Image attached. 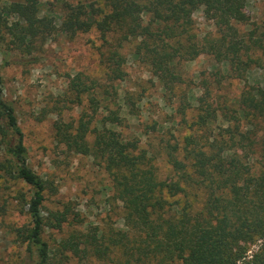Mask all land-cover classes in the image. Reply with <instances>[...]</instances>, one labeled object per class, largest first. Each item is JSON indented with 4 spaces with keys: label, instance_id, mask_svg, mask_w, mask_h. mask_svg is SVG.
Instances as JSON below:
<instances>
[{
    "label": "trees",
    "instance_id": "16d2710c",
    "mask_svg": "<svg viewBox=\"0 0 264 264\" xmlns=\"http://www.w3.org/2000/svg\"><path fill=\"white\" fill-rule=\"evenodd\" d=\"M63 13L59 31L68 40L99 34L108 83L82 73L71 79L64 118L53 123L55 140L68 156L90 158L108 176L109 201L122 209L123 229L86 226L68 205L46 209L50 183L30 165L0 71V192L12 190L29 217L14 229L24 250L19 264H66L71 257L114 264H264V86L249 82L261 66L256 54L264 57V31L247 30L254 26L247 1L64 2ZM197 13L215 34L196 33ZM41 14L42 0L5 5L0 16L9 46L31 55L58 31L56 17ZM202 57L213 69L192 87L184 65ZM129 60L157 79L172 111L169 127L155 121L141 134L159 132L161 151L124 132L141 120L147 98L145 91L121 88ZM228 81L244 85L239 96L223 93ZM74 107L78 116L67 117ZM184 129V136L176 135ZM157 161L169 167L167 177ZM10 206L0 202V228ZM50 231H64V238L51 243Z\"/></svg>",
    "mask_w": 264,
    "mask_h": 264
},
{
    "label": "rangeland",
    "instance_id": "374dc122",
    "mask_svg": "<svg viewBox=\"0 0 264 264\" xmlns=\"http://www.w3.org/2000/svg\"><path fill=\"white\" fill-rule=\"evenodd\" d=\"M16 0H0V15L5 5ZM97 1L105 7L106 0H42V14L56 17V31L47 37L43 44L39 42L36 50L31 55H25L15 50L10 43L4 19L0 16V71L5 80V97L16 109L20 126L25 133V141L29 152L30 165L45 181L50 183L51 190L47 193L46 209L56 211L68 205L75 213H79L86 226L109 227L123 229L122 209L109 201L110 193L106 190L109 184L108 176L102 169L95 165L92 159L68 156L64 148L55 140L53 123L64 118V102L70 94V81L77 74L103 79L107 84V78L103 77L104 67L101 65L99 47L101 42L99 34H81L75 41H70L59 31L64 2L71 4L92 3ZM247 13L253 27H259L264 31V0H246ZM195 31L201 35L215 34L212 23L207 22L201 13L194 16ZM133 45L125 49L130 54ZM261 59V66L255 67L249 75L251 84L264 86V57L256 54ZM213 61L202 57L194 62L184 65V77L187 81L193 80L192 87H200L199 78L203 74H210L213 69ZM127 78L121 84L122 89L146 92L144 100V113L141 120H134L133 125L125 134L136 135L144 141L153 144L151 150L161 151L162 135L149 131V137L141 136L145 133L146 125H152L155 121L160 125L169 127L172 112L167 108L163 99L162 87L149 70L129 60ZM228 82H232L228 84ZM224 82L223 93L231 98L239 96L244 85L239 81ZM186 88V85L182 86ZM182 88V89H183ZM198 96L202 92L197 88ZM79 109L74 107L67 112V117L76 118ZM190 113V112H189ZM191 117V116H190ZM187 130L181 134L184 136ZM152 151V152H153ZM157 165L163 177H167L169 167L163 161H157ZM12 190L0 192V202L7 201L11 206L3 226L0 228V264H19L24 257V250L17 241L18 229L28 224L29 217L22 213V207L13 199ZM77 228V227H76ZM82 228V227H81ZM72 229V228H71ZM69 231H65L68 233ZM64 231H50L48 239L51 243L64 238ZM66 264H114L111 261L98 260L80 261L77 258H69Z\"/></svg>",
    "mask_w": 264,
    "mask_h": 264
}]
</instances>
